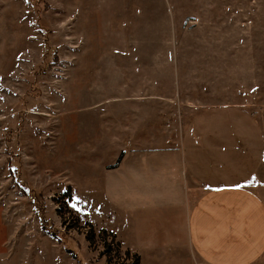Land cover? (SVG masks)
<instances>
[{"label": "rangeland", "instance_id": "rangeland-1", "mask_svg": "<svg viewBox=\"0 0 264 264\" xmlns=\"http://www.w3.org/2000/svg\"><path fill=\"white\" fill-rule=\"evenodd\" d=\"M138 1L0 0V264L132 262L116 242L106 255L112 239L95 228L88 241L92 146L103 135L94 119L120 113L92 109L88 87L89 58L106 52L111 23L129 19L125 49L145 38L138 54L149 58L154 38L181 69L209 73L215 104L264 107V0Z\"/></svg>", "mask_w": 264, "mask_h": 264}, {"label": "crops", "instance_id": "crops-1", "mask_svg": "<svg viewBox=\"0 0 264 264\" xmlns=\"http://www.w3.org/2000/svg\"><path fill=\"white\" fill-rule=\"evenodd\" d=\"M128 23L121 36L111 23L106 52L89 58L92 109L120 113L94 119L103 135L92 146L88 222L140 264H262L264 107L215 104L217 81L181 69L176 50L162 56L153 37L149 58L138 54L145 38L125 49Z\"/></svg>", "mask_w": 264, "mask_h": 264}, {"label": "trees", "instance_id": "trees-1", "mask_svg": "<svg viewBox=\"0 0 264 264\" xmlns=\"http://www.w3.org/2000/svg\"><path fill=\"white\" fill-rule=\"evenodd\" d=\"M88 226L90 227L91 229V233H90V236H88V241L89 242H92L93 241V238H95V230H94V227L88 223ZM100 234L105 238H111L112 239V243L110 244H107L106 243V251H105V254L106 255H109L112 254V252L114 251L113 247L115 246V242H116V252L117 254H120V251L122 250V246L121 244L117 241L116 237L112 234V233H108L107 231L105 230H101L100 231ZM57 234L53 233V236H56ZM114 245V246H113ZM69 252L72 254V251L69 250ZM125 257L126 259H130L132 260L131 263H122V264H140V258L137 256V255H133L131 254L129 251L125 252ZM74 259H77V255L75 254L74 255ZM109 264H115L113 263V259L112 257L110 258V261H109ZM117 264H121V263H117Z\"/></svg>", "mask_w": 264, "mask_h": 264}]
</instances>
